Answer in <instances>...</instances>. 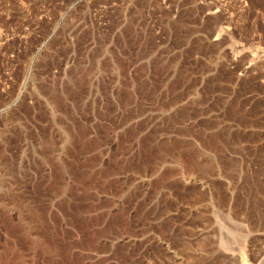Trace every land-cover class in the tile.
I'll return each mask as SVG.
<instances>
[{
    "label": "rangeland",
    "instance_id": "rangeland-1",
    "mask_svg": "<svg viewBox=\"0 0 264 264\" xmlns=\"http://www.w3.org/2000/svg\"><path fill=\"white\" fill-rule=\"evenodd\" d=\"M0 264H264V0H0Z\"/></svg>",
    "mask_w": 264,
    "mask_h": 264
}]
</instances>
